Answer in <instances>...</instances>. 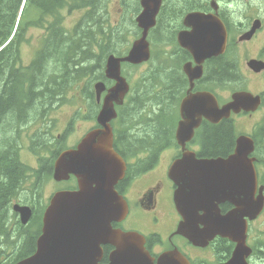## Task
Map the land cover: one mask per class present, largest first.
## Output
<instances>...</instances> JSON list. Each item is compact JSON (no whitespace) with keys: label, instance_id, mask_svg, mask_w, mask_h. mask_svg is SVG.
<instances>
[{"label":"water","instance_id":"95a60500","mask_svg":"<svg viewBox=\"0 0 264 264\" xmlns=\"http://www.w3.org/2000/svg\"><path fill=\"white\" fill-rule=\"evenodd\" d=\"M160 0H142V12L136 22L142 30L124 57L109 55L105 79L114 82L108 88L103 81L95 84L96 101L101 109L96 116L99 128L91 130L75 149L59 154L54 167V180H78V190L57 193L43 216L42 235L37 252L17 264H98L103 246L114 249L106 264H190L178 251L161 254L156 261L145 251L144 238L135 232L112 228V222L123 220L127 213L124 199L115 190L125 176L126 163L114 149L112 121L118 116L116 106H123L130 92V84L122 75V64L142 65L151 59L149 31L156 25ZM192 21L193 40L178 38L193 55L199 67L189 76L190 90L180 105L181 120L176 140L182 157L170 167V178L176 184L174 203L182 221L175 232L196 247H207L217 236L237 244L233 257L224 264H248L251 254L246 245L248 219L254 220L264 207V197H255L257 173L254 140L239 136L236 148L227 158H198L187 150L203 120L218 124L232 114L256 112L262 103L259 96L241 91L233 93L230 101L220 106L210 92L191 94L194 80L201 78L202 62L223 55L227 47V32L222 22L211 16L195 14ZM252 34L245 35L249 39ZM255 62L250 63L253 67ZM106 95L103 97V93ZM234 206L222 214L220 204ZM21 223L28 224L32 212L28 207L13 206Z\"/></svg>","mask_w":264,"mask_h":264},{"label":"trees","instance_id":"16d2710c","mask_svg":"<svg viewBox=\"0 0 264 264\" xmlns=\"http://www.w3.org/2000/svg\"><path fill=\"white\" fill-rule=\"evenodd\" d=\"M106 1L0 0V122L5 121V126L0 128V243L10 241L16 245L19 241L18 245H24V253L30 250L36 235L29 234L26 240L21 234L22 240L20 234L12 231L11 219L16 216L11 215L9 207L30 171L19 157L24 139L20 131L27 122H45L54 105H62L67 92L84 79L89 80L82 90L86 105L91 109L88 117L96 119L100 107L92 83L105 80L107 57L113 54L124 56L120 44L127 40L125 30L121 26H112L107 19ZM80 9L86 10L83 18L72 30L66 29L63 12ZM30 27L44 30L45 36L36 58L25 66L20 58L21 47L27 41ZM136 34L138 36L140 31L136 30ZM157 38L154 31L151 40ZM222 58L211 61L213 93L214 88L240 82L237 59L231 53L224 70ZM161 63L160 53L154 54L150 69L142 72L138 79L133 80L128 73L131 90L125 105L117 109L118 119L112 123L117 137L114 146L127 160L149 151L151 156L147 160L151 164L163 150L177 147L178 109L187 84L180 68L168 71ZM122 66L134 70L140 68ZM251 135L256 145L255 156L264 169V118ZM236 136L232 119L218 125L205 122L195 138L202 146L198 156L227 157L234 151ZM29 144L33 153L49 151V129L38 130ZM59 153L57 150L44 160L49 170L53 169ZM16 223L20 225L19 221Z\"/></svg>","mask_w":264,"mask_h":264},{"label":"flooded vegetation","instance_id":"af4514ba","mask_svg":"<svg viewBox=\"0 0 264 264\" xmlns=\"http://www.w3.org/2000/svg\"><path fill=\"white\" fill-rule=\"evenodd\" d=\"M141 1L142 0H132V3H129L134 23L138 15L142 12ZM160 1L161 5L157 14L156 26L150 31V33L156 31V37H158L160 45L159 52L163 68L168 71L179 68L181 69L184 82L187 84L185 96L188 95L191 84L186 69H188L190 75H192L195 73L199 65L196 63L191 52L182 46L181 41H179L178 38L182 35L184 39H188L189 41L193 40L191 36L193 32L192 21L187 22L186 20L188 17L195 14L216 18L225 26L228 44L225 53L221 55V57H223L221 62L224 65V70L227 63L230 61V54L235 53L236 49H240L244 55L242 70H240L239 65L240 82L250 83L256 79L264 87V0ZM82 12L84 16L86 10H79V13L81 14L80 19L83 18ZM64 13L66 14L64 15V19L67 15L71 17L72 13L68 11H64L63 14ZM248 34H252L250 35L251 37L242 40V38ZM254 44L257 46V52L255 55L251 54L250 50V46ZM221 57L209 58L202 62V76L201 78L194 80V87L191 91L192 93L210 91L209 89L212 88L214 84V80L210 75L211 65L213 63L211 61L218 60ZM252 62H255L253 67L250 66V63ZM225 75L226 74H224V76ZM225 77L228 78L227 75ZM244 84L247 85V83ZM245 85L243 86L244 88H246ZM258 94L262 97L263 101L260 109H263L264 91L258 92ZM2 101H5V99H2ZM260 109L256 113H258ZM70 121L71 120H69V122ZM204 123L205 120L202 122L201 127ZM3 126H5V121L0 122V128ZM63 139L64 137L57 135L56 143L62 142ZM123 141L125 140L123 139ZM52 142L54 141H51V146H53ZM196 145L199 149L196 151L201 152L202 146H199V144ZM189 146L190 144L188 145V148L191 149ZM163 154L164 153H162L157 160L152 161L151 164L147 160L151 156L149 151L138 153L132 157V160L126 161L125 177L115 187L118 194L125 199L129 212L127 217L123 220H115L112 223V227L124 232H138L142 234L145 238V247L154 258H157L158 255L169 249H180V245L175 242V239L178 236L174 233L177 230L178 223H180L182 219L175 210V205L172 200L176 185L169 177V169L172 162H176V160L182 156V153L180 150L178 154L170 155L169 161L165 163L161 162ZM47 155L48 153L46 155L41 153L40 156H37V169L32 167L29 168L30 171L28 172L26 182L18 188V196L15 199L17 205L29 207L31 209L32 220L30 224L34 223L37 226V230L34 231V234L37 232L35 234L36 236L33 237L34 244L30 250L28 249L25 253V256L19 259V261L30 257L36 252V242L42 231V219L40 220L39 217L44 215L51 198L56 193L77 189L75 186V183H77L75 178H71L70 181H68L69 185L64 181L56 182L53 180L56 190L54 189L55 191H51L49 195L44 193L45 188L48 185L46 182L51 180L52 174L54 175L53 167L55 166L54 162L53 169L49 170L48 163L41 160L43 157L47 158ZM251 157H253V155H251ZM255 167L258 172V186L255 197L261 195L264 197L263 168L257 161L255 162ZM220 208L221 212L225 214L231 211L234 207L230 203H224L220 205ZM262 209L263 210L258 217L248 224V231L246 233L247 245L252 251L250 257L247 258L249 264H264V208ZM136 213L146 214L148 223L140 224V219L138 218L134 221L132 217L133 215H137ZM141 227L145 230H142ZM23 230L24 229H22V231ZM30 232L31 231L22 232V235L26 240H28ZM235 246L236 244L231 241L217 237L207 248H210L213 252L214 264H222L230 260L229 258L232 257ZM17 249L18 247L11 251L12 255L18 253ZM111 251H113L112 247L103 246V257L97 259L98 264L108 263ZM2 255H5V253L3 252L1 256ZM5 258H0V264H8L6 261H3ZM14 259L15 258L11 256L9 262Z\"/></svg>","mask_w":264,"mask_h":264},{"label":"rangeland","instance_id":"374dc122","mask_svg":"<svg viewBox=\"0 0 264 264\" xmlns=\"http://www.w3.org/2000/svg\"><path fill=\"white\" fill-rule=\"evenodd\" d=\"M132 3V0H107L106 1V9L105 12H107L108 19L110 21V24L112 26H121L122 29L125 30L126 33V42L120 44V51L121 54H125L129 51L131 48V45L134 40L138 38L136 34L137 28L134 25V18L130 11V4ZM63 15H66L65 13ZM80 13L79 11H74L70 16H66L64 25L66 29L72 30L73 27L81 20L80 19ZM83 17V12H82ZM27 35V41L25 44L21 47V61L26 66L29 65L36 57V54L38 50L41 48V40L45 36V31L39 28L30 27L28 30ZM141 36V35H140ZM139 36V37H140ZM152 49L154 54H158L160 51V46L153 45L152 41ZM251 54L255 55L257 52V46L256 44L250 46ZM238 62V65H240V70L243 69L242 62L244 60L243 52L240 49H236L235 53L233 55ZM151 63H148L147 65L140 66L139 69L134 70L130 69L126 66L123 67L124 70V76L125 78L128 77V73L132 75L133 80L138 79L140 77V74L142 72H145L146 70L150 69ZM247 73V70H246ZM128 79V78H127ZM88 79H84L81 83H79V86L72 88L69 92H67V95L64 97V103L61 105V103H58L54 105V110H52L47 118V120L44 122L41 120L33 121L31 124L24 127L21 132V137L26 140L25 142H21V158L22 162L34 169H37L38 167V158L37 156H34L30 150V139L33 138L38 130H41V126L43 125L45 128L51 126L52 130L51 133L53 135V146H51V151H56L57 148L60 146V144L63 145V148H69L75 146L78 141L92 128H95L97 126L96 120L89 118V114L91 112V109L88 108L87 102L84 99V96L82 94L83 88L87 85ZM244 83H247L245 85ZM96 83H92L93 87ZM245 85L246 91L252 92L257 94L258 92L264 91L263 85H261L258 80L254 79L252 82H240L239 84L235 85H228L227 87H219L214 88L215 92L219 95L221 100L228 101L230 98V95L233 93L234 90H242L240 85ZM243 85V86H244ZM99 111V110H98ZM264 118V109H261L258 113L247 116V115H238L233 117V125L235 127L236 135H250L252 134V131L256 125L260 123ZM69 120H71L69 122ZM69 122V123H68ZM67 134V135H65ZM61 135L64 137L63 141L60 143H56V136ZM190 150L196 151L199 150L197 148V145L193 143L190 145ZM179 150L177 148H170L167 152H165L162 155L161 162L165 163L169 161V156L172 154H178ZM47 153H44L46 155ZM48 185L45 188L46 195H49L51 191H55V186L52 180L47 181ZM69 185V183L67 184ZM55 189V190H54ZM53 193V192H52ZM17 205V202L14 201L13 205ZM11 206V211H12ZM137 214V213H136ZM12 216H16V218L11 219L10 228H12V231L16 232H23V231H31L34 234V227H30L27 229H24L23 231L19 228L17 225V221H19L18 216L12 211ZM146 214L139 213L137 215H133L132 219L136 221V218L140 219V224H146L148 223V220L146 219ZM142 230H145L143 227H141ZM15 232V234H17ZM30 232V233H31ZM175 242L180 245L181 251L191 259V261L194 264H214V256L213 252L210 248H201V247H195L191 244L187 243V241L182 237H177L175 239ZM12 242H3L0 243V258H5L3 261H6V263H9V258H11L10 255H12L11 251H13L16 246L18 245V241H16V245L11 244ZM169 248V247H167ZM166 248V250H167ZM1 252H4L5 255L1 256ZM8 253V254H7Z\"/></svg>","mask_w":264,"mask_h":264}]
</instances>
